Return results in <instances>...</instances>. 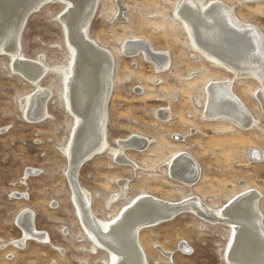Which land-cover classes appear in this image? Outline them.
Wrapping results in <instances>:
<instances>
[{
  "label": "rangeland",
  "instance_id": "rangeland-1",
  "mask_svg": "<svg viewBox=\"0 0 264 264\" xmlns=\"http://www.w3.org/2000/svg\"><path fill=\"white\" fill-rule=\"evenodd\" d=\"M181 1L99 0L92 18L90 38L115 60L107 111L110 148L84 164L76 177L104 222L115 219L141 193L171 201L195 195L219 211L244 189L256 188L262 193L264 213V159L249 158L253 148L264 151V110L255 95L261 84L257 79H238L233 85L258 120L253 128L204 117L208 82L233 74L197 52L187 30L174 18ZM223 1L240 19L264 32V0ZM118 3L125 8L122 18L116 16ZM65 10L66 5L56 0L31 13L21 38L22 55L44 56L50 68L41 81L52 92L48 119L25 117L21 101L35 86L13 71L11 57L0 55V264H113L112 254L84 228L68 177L66 150L76 118L66 99L73 55L61 20ZM133 38L169 52V68L158 73L143 55H125L124 42ZM167 108L172 116L164 120L159 113ZM132 135L152 140L143 151H126L140 166L136 170L114 160L111 151L118 139ZM179 151L200 163L201 177L192 187L169 174L168 162ZM29 169L33 171L26 178ZM121 178L129 180L128 189L114 200L121 192ZM21 193L22 198L15 195ZM25 209L34 213L36 227L48 234V241L15 243L24 236L17 221ZM233 234L230 226L209 224L183 211L144 228L139 239L149 264H229L225 255ZM185 244L189 248L183 250ZM158 248L171 252V257Z\"/></svg>",
  "mask_w": 264,
  "mask_h": 264
},
{
  "label": "bare ground",
  "instance_id": "bare-ground-1",
  "mask_svg": "<svg viewBox=\"0 0 264 264\" xmlns=\"http://www.w3.org/2000/svg\"><path fill=\"white\" fill-rule=\"evenodd\" d=\"M54 1L0 0V55L11 57L13 71L35 86L22 99L21 105L26 106L25 117L38 122L49 118L48 101L52 92L41 85V81L50 68L45 64L44 56L33 59L22 55L21 38L30 14ZM59 1L66 5L61 20L73 55L72 66L65 80L68 108L76 118L73 137L66 150L68 177L78 215L89 236L112 254L113 264H149L140 243V231L156 226L162 219L188 211L209 224L232 227L233 241L225 255L229 264H264L262 193L256 188L244 189L219 211L195 195L171 201L141 193L112 221L104 222L95 215L91 207V194L79 184L76 175L84 164L110 148L107 111L115 60L108 49L89 36L99 0ZM117 6L116 16L122 18L125 8L120 3ZM174 18L187 30L197 52L208 62L233 74V78L208 82L204 117L208 120H226L243 129L253 128L258 120L235 94L233 85L238 79H257L261 87L255 95L264 110V32L240 19L234 7L223 0H182ZM123 50L129 57L143 55L158 73L171 65L169 52L156 50L143 39H127ZM159 115L164 120L172 116L168 108ZM151 143L152 140L139 135L118 139L117 147L111 148L113 158L136 170L140 166L126 151H143ZM249 158L264 159V151L253 148ZM168 164L170 176L180 184L192 187L200 180V163L191 154L179 151ZM32 171H27L26 178ZM128 183V179H118L121 192L114 196V200L128 189ZM15 195L18 198L24 196L22 193ZM17 222L24 236L16 244L23 245L29 239H50L47 233L37 229L32 211L22 210ZM183 248L188 249L189 246L185 244ZM158 249L171 257V252Z\"/></svg>",
  "mask_w": 264,
  "mask_h": 264
},
{
  "label": "water",
  "instance_id": "water-1",
  "mask_svg": "<svg viewBox=\"0 0 264 264\" xmlns=\"http://www.w3.org/2000/svg\"><path fill=\"white\" fill-rule=\"evenodd\" d=\"M34 121V120H33ZM177 215H173V216H170V217H167L166 219H162L161 221H159L157 224H155V225H158V224H160V223H163V222H166V221H169V220H171V219H173V218H175Z\"/></svg>",
  "mask_w": 264,
  "mask_h": 264
}]
</instances>
